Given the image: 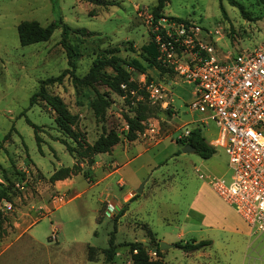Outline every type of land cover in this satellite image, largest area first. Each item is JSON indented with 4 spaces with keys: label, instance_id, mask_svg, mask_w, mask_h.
Masks as SVG:
<instances>
[{
    "label": "rangeland",
    "instance_id": "rangeland-1",
    "mask_svg": "<svg viewBox=\"0 0 264 264\" xmlns=\"http://www.w3.org/2000/svg\"><path fill=\"white\" fill-rule=\"evenodd\" d=\"M114 1V5H100L87 0H0V186L7 187L11 198V208L1 209L5 221L0 232V264H131L129 246L124 243L148 241L151 235L144 224L156 233L159 242L174 244L205 239L214 232L200 227L195 208L219 224L230 218L229 213L235 216L204 177L228 179L231 174L227 154L214 145L215 124L201 128L205 141L215 148L210 158L183 152V146L175 141L200 117L188 107L194 85L174 73L159 71L156 78L153 68L147 73L164 95L157 101L149 99L154 110L137 139L123 138L111 151L97 154L91 166L81 163L86 172L74 174L68 181L56 184L48 180L55 169L72 166L74 159L56 139L62 135L54 122L55 113L44 102L31 105L30 96L39 80L69 67L61 43L62 27L59 24L46 41L21 45L17 25L35 20L46 26L60 17L71 29H82L84 32L68 30L65 41L74 53L75 73L83 76L100 52L119 48L116 55L129 59L137 55L128 51L129 47L139 52L149 42V15L157 0ZM236 1L247 16L228 0H168L160 14L194 22L201 28L203 41L223 53L250 51L264 44V5L257 0ZM131 76L137 79L134 72ZM95 87L107 91L111 102L103 122L95 119L90 108L96 96L91 88H75L68 76L50 87L77 115V127L89 142L97 138L102 127L122 132L126 128L122 113L132 114L124 97L104 85ZM31 123L41 127L40 149ZM129 158L132 161L125 163ZM110 164L118 166L115 173L111 174L114 168ZM121 205L125 210L117 219L115 232L119 245L113 260L106 263L101 250L108 246L113 217ZM216 233V242L206 249L210 259L171 247L162 250L163 261L239 264V257L223 247L225 231ZM88 245L96 249L95 261L85 257ZM254 245L256 251L249 250L243 264H264V232ZM151 249L148 252L153 258Z\"/></svg>",
    "mask_w": 264,
    "mask_h": 264
},
{
    "label": "built area",
    "instance_id": "built-area-1",
    "mask_svg": "<svg viewBox=\"0 0 264 264\" xmlns=\"http://www.w3.org/2000/svg\"><path fill=\"white\" fill-rule=\"evenodd\" d=\"M149 21L158 51L156 62L166 73L194 85L188 107L200 115L195 122L201 128L215 124L214 145L222 147L228 157V179L199 176L207 178L208 186L233 209L250 234L263 233L264 44L250 51L223 53L203 41L201 28L194 22L164 16L153 21L151 15ZM137 81L144 85L152 102L163 97L162 87L153 79L147 83L146 73L137 74ZM188 133L184 129L178 138ZM195 170L199 172V168ZM1 205L0 210L11 208L10 201L3 200Z\"/></svg>",
    "mask_w": 264,
    "mask_h": 264
},
{
    "label": "trees",
    "instance_id": "trees-1",
    "mask_svg": "<svg viewBox=\"0 0 264 264\" xmlns=\"http://www.w3.org/2000/svg\"><path fill=\"white\" fill-rule=\"evenodd\" d=\"M94 4L100 5H114L117 2L114 0H87ZM264 5V0H257ZM168 0H157L156 4L151 8V16L153 21H156L159 17L161 9L164 7ZM229 4L238 8V10L247 16V12L244 10L243 5L236 0H228ZM176 21L187 22L186 19L177 17H168ZM60 24L62 27L63 38L61 43L65 48L67 54L68 68H65L56 76H50L45 79L39 80L37 90L30 96V104H38L44 102L54 113V122L58 132L62 136L56 137L65 147L67 152L72 156L74 162L72 166L60 167L55 169L48 180L55 182L57 180H64L71 177L74 174L83 171L81 163H85L91 166L95 163V157L97 154L106 153L112 150V148L119 143L123 138L128 141L137 139L138 135L145 129V121L152 114L154 108L150 105L148 91L144 85L132 79V73L136 75L139 73L147 74V83L151 80L150 75L147 73L148 68H157L160 72H166V69L161 67L156 62L158 54L157 47L152 39V33L150 32V39L147 44L142 45L138 50H133L132 47L128 48V51L135 52L136 57H130L124 59L116 55V51L119 48L109 49L104 52H100L93 60L89 70L83 76H78L75 73V61L73 60V50L66 44V33L68 30L75 32H82V29H71L66 23L59 17L58 20L47 24L46 26L40 25L39 22L21 21L17 25V34L21 45H27L35 42L46 41L50 38L53 30ZM84 32V31H83ZM111 69L108 72L106 69ZM68 76L71 79L75 88L85 87L91 88L95 92L94 99L90 102V108L93 112L95 119L99 122H103L106 111L110 107L111 102L108 92H100L96 89V85H104L110 91L116 93L119 96L124 97L127 104H130L131 115L122 113V118L127 126L122 132H118L115 129H104L102 127L101 133L97 138L89 142L86 140L84 132L77 127L78 117L72 113L62 98L50 91V87L53 84H61L63 79ZM121 85H124L122 87ZM34 129V136L38 147L42 141L39 130L40 126L31 123ZM188 129L187 136L182 138H176L175 141L180 146L190 145L195 149V153L201 158H210L215 153V148L207 143L202 135L201 127L196 123ZM40 149V147H39ZM2 176V175H1ZM131 197L129 200L133 199ZM11 201L9 191L7 187L0 186V202ZM125 206L121 205L118 213L113 217L114 229L110 233L108 239V246L101 250V254L104 257L106 263H110L115 254L119 244L115 242L116 222L119 216L123 214ZM5 221V217L0 210V232L4 231L2 223ZM145 225V231L147 235H151L148 239L150 246H145L143 241H131L126 242L124 245L129 246L130 251V263L131 264H165L162 258V251L159 250V241L154 237L153 232L147 224ZM153 239V240H152ZM210 239L196 240L191 238L188 241H176L174 244L176 247L182 249L185 252H194L202 248L211 245ZM156 248L155 256L152 258L149 255L148 250ZM136 250V252H134ZM96 249L93 246L87 247V258L91 261H95Z\"/></svg>",
    "mask_w": 264,
    "mask_h": 264
},
{
    "label": "crops",
    "instance_id": "crops-1",
    "mask_svg": "<svg viewBox=\"0 0 264 264\" xmlns=\"http://www.w3.org/2000/svg\"><path fill=\"white\" fill-rule=\"evenodd\" d=\"M153 69H154L153 71H155L154 76L155 77L157 76L156 78H158V76H159L158 75L159 74V70L157 68H153ZM167 84H171V80L168 81ZM133 142H134V140H133ZM132 159L133 158H129L127 160V162H125V163H128V162L132 161ZM110 165H111V167H113L112 164H110ZM117 169H118V166H115V168L113 169V171L111 172V174L112 173H115L117 171ZM67 179L68 178H66L64 180H57L55 182H56V184H59V183L64 182V181H68ZM55 186H57V185H55ZM219 199H220V197H219ZM126 200L127 199H125V197H124V200L123 201H126ZM220 200L224 204H226L222 199H220ZM193 205L194 204L192 203L191 204V208H193ZM227 208L228 209L230 208L229 210H232V212H234L233 209L231 207H229L228 205H227ZM195 209L198 210V212H199V213H196V214L198 215V219H199L198 220V223H199L200 227H202V228H208V230L214 231V232H212L210 234H207L206 235L207 237L205 239H210L211 242L214 245V243L216 242L215 238L218 236V234L216 232H218L220 230L221 231H225L226 237L223 239L224 240V246L223 247H224V249L227 250L228 253L229 252H232V253H229L230 255L233 254V253H235L236 256L239 257V259L241 260L239 264H243L244 257L246 256V253L249 250L250 251H253V252L256 251V248H255V245L254 244H255L256 238L261 233H259V234H250V231L248 230V228L244 227L245 225H243L242 221H240L241 219H239L240 217L235 212H234L235 213V216H233L231 213H229L230 218L227 221H225V219H222L221 224H219L217 221L216 222H213V218L211 219L210 214L207 216V214H205V212H203L200 208H195ZM193 212H195V211H193ZM225 212L228 213L229 211H227V209H226ZM223 218H227V217L224 216ZM223 222H225V223H223ZM55 229L57 230V227H55ZM153 234H154L155 239L157 241H159L157 239V237H156V233L153 232ZM252 235H256V236L255 237H252V239H249V237H251ZM244 236H247L248 238L246 237V239H244ZM142 240L145 241L144 239H142ZM206 249H207V247L202 248V249L197 250V251H194V256L199 257V258H207V259H210L211 258L210 252H207ZM195 252H197V253H195ZM186 253H188V255L190 256L192 252H186ZM85 257H86V259L88 261H91V260H89L87 258V248H86ZM162 258H164V253L162 255Z\"/></svg>",
    "mask_w": 264,
    "mask_h": 264
},
{
    "label": "water",
    "instance_id": "water-1",
    "mask_svg": "<svg viewBox=\"0 0 264 264\" xmlns=\"http://www.w3.org/2000/svg\"><path fill=\"white\" fill-rule=\"evenodd\" d=\"M183 152H195V149L190 145H185V146H183ZM142 186L143 185H141L140 188L137 190L138 193L142 192V189H143ZM143 243L145 246H150V243L148 241H143ZM171 247H176V246H175V244H167L163 241L159 242V250L160 251L171 248ZM151 250L153 252H155L156 248H152Z\"/></svg>",
    "mask_w": 264,
    "mask_h": 264
}]
</instances>
